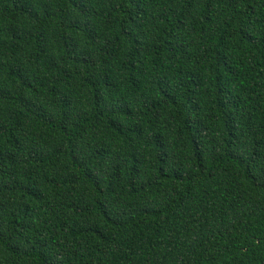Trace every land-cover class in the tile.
I'll return each mask as SVG.
<instances>
[{
    "label": "trees",
    "instance_id": "1",
    "mask_svg": "<svg viewBox=\"0 0 264 264\" xmlns=\"http://www.w3.org/2000/svg\"><path fill=\"white\" fill-rule=\"evenodd\" d=\"M0 264H264V0H0Z\"/></svg>",
    "mask_w": 264,
    "mask_h": 264
}]
</instances>
